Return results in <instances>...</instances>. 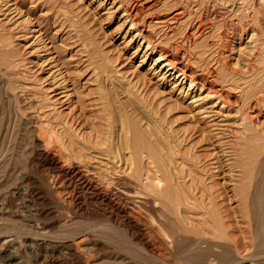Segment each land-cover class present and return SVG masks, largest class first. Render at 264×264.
<instances>
[{
    "label": "rangeland",
    "instance_id": "374dc122",
    "mask_svg": "<svg viewBox=\"0 0 264 264\" xmlns=\"http://www.w3.org/2000/svg\"><path fill=\"white\" fill-rule=\"evenodd\" d=\"M159 49L195 82L162 66ZM262 94L264 0H0V264H121L127 253L137 261L122 264H155L151 250L186 264L192 238L226 245L203 264H259ZM147 147L176 178L175 245L142 208L105 203L77 174L88 164L134 182L126 158L136 149L146 164Z\"/></svg>",
    "mask_w": 264,
    "mask_h": 264
},
{
    "label": "bare ground",
    "instance_id": "6f19581e",
    "mask_svg": "<svg viewBox=\"0 0 264 264\" xmlns=\"http://www.w3.org/2000/svg\"><path fill=\"white\" fill-rule=\"evenodd\" d=\"M125 12L127 13V17H130L131 20V24H135V21L131 18V14H129L130 12H128V9H125ZM206 20V19H205ZM140 31V29H138ZM145 36V35H144ZM147 40V44H152L151 40L148 38ZM170 53V52H169ZM159 59L164 60L162 63V66H167V70H171V71H178V73L180 75H182V77H186L189 79L190 83H194L195 82V78L188 72H185L184 69H182L180 66L177 65V63L175 62L174 57L171 55L169 56L164 50L162 51V49H159ZM177 73V74H178ZM201 80V79H200ZM203 80V79H202ZM201 80V81H202ZM199 82V80H197ZM205 81V80H204ZM203 82V81H202ZM202 82H199V84L201 86H204V84ZM211 87V86H210ZM208 92L212 95H217L218 92L215 89H211V88H207ZM207 92V94H208ZM256 92V91H254ZM211 95V96H212ZM263 98H264V94ZM261 95V97H262ZM210 96V97H211ZM209 97V96H208ZM216 97V96H215ZM219 97V96H218ZM217 98V97H216ZM222 99V97H220ZM219 99V98H218ZM259 100H261L260 98H258ZM264 100V99H263ZM222 101V100H221ZM225 101V100H224ZM224 103V102H223ZM250 107V106H249ZM253 107V106H252ZM250 107V108H252ZM255 107V106H254ZM253 107V108H254ZM249 115V114H248ZM261 136V135H260ZM126 141V140H125ZM131 141V140H130ZM130 141H128V146L130 144ZM136 142V144H138L137 140L134 141ZM127 145V142H126ZM136 146V145H135ZM128 148V147H127ZM138 150V149H137ZM146 152L148 154V161L145 164L140 163V161H137V158L139 159V157L135 156L136 155V149L135 151L130 153V156L127 157V161L129 160V166H131L133 164V167H131V171L130 173H128L132 179H134V182L129 181L126 178H120V177H116L114 176V174L112 172H110L107 169H99L95 166L92 165H88L85 164L83 167H85V170L82 171V169H77V174L79 176L80 179V183H83V185H86L87 188L90 189V192L96 196L101 197V200L103 199L105 201V203H110L112 205H116L117 204L115 202L116 198L118 200L122 198V204L123 203V199L126 200L128 203H132L136 206H139L140 208L143 209V212H147V214L150 216L149 218H151V221L153 222V224L155 225V228H153V230L155 229V231H160L161 233L164 234L165 237H167V239L169 238L170 241L172 242V245L174 243V240L171 238V236H174L175 231L171 230L172 227H168V217L170 216L168 213H174V208L176 209V207H174L177 203H176V198L173 197L172 191L174 187H176L177 183L176 180H174V176L172 175V173H170V170L166 168L167 164L162 163L163 160L161 157L162 155L159 154L158 150H155L154 148L151 149V147H147ZM264 151V148L262 149ZM130 151V150H129ZM262 151V152H263ZM139 152V151H138ZM264 154V153H263ZM261 156V155H260ZM66 158V157H65ZM129 158V159H128ZM162 160V161H161ZM67 161V160H66ZM70 161V160H69ZM261 161V162H260ZM260 168L262 166H264V155L261 157L260 159ZM68 162V161H67ZM66 162V163H67ZM65 163V164H66ZM259 164V163H258ZM55 172L57 171L58 174H60L62 172V175L64 176L66 174L67 170L65 169V167L62 165V163L59 162H54L53 165ZM68 167H70L68 165ZM72 167V166H71ZM77 168V167H76ZM81 168V167H80ZM76 170V169H75ZM60 171V173H59ZM74 171V170H73ZM68 172V171H67ZM263 172V171H262ZM124 174V173H123ZM264 174V173H262ZM121 176V175H119ZM176 179V178H175ZM262 179V178H261ZM78 180V179H77ZM260 180V179H259ZM263 181H258L257 182V187H256V191L255 196H257L260 193V186L261 183ZM256 183V182H255ZM256 185V184H255ZM86 186H82V187H86ZM150 197H152L150 199ZM115 198V199H114ZM149 198V199H148ZM176 200V201H175ZM256 200V199H255ZM120 201V200H119ZM126 203V202H125ZM127 203V204H128ZM129 203V204H130ZM119 204V203H118ZM125 204V205H127ZM120 205V204H119ZM178 205V204H177ZM123 206V205H122ZM120 207V206H119ZM1 209V207H0ZM137 209H139L137 207ZM122 212V216L124 217V219L126 220L127 224L129 223L130 225H132L133 227H135L137 229V233L139 232L140 235L144 236L143 234V228L140 227L139 223L137 220H139L138 218H136L137 220L134 219V215L131 216L130 211H126L124 210V208L119 209ZM118 210V211H119ZM177 211V210H176ZM120 212V213H121ZM156 212H159L158 216L156 217L154 215V213L157 215ZM261 212V211H260ZM258 214V213H257ZM138 215V214H137ZM160 215V216H159ZM175 215V213H174ZM178 216V215H177ZM177 216L175 218H177ZM133 217V218H132ZM138 217V216H136ZM148 217V216H147ZM163 217V218H162ZM172 217V216H171ZM141 218V217H140ZM174 218V219H175ZM170 220V218H169ZM178 220V219H176ZM140 221V220H139ZM142 221V220H141ZM167 221V222H166ZM171 221V220H170ZM173 221V220H172ZM3 223V222H2ZM143 223V222H142ZM150 223V222H149ZM144 224V223H143ZM81 225V224H80ZM151 225V224H150ZM149 225V227H150ZM14 226V225H13ZM83 226V225H82ZM91 226V225H90ZM145 226V225H144ZM152 226V225H151ZM92 227V226H91ZM83 228V227H82ZM86 228V227H85ZM12 229V228H11ZM30 229V228H29ZM93 229V227H92ZM101 229V227H100ZM171 232H169L170 230ZM208 229V228H206ZM147 230V229H146ZM151 230V229H149ZM75 231V230H73ZM72 231V232H73ZM90 231V230H89ZM113 231V230H111ZM153 231V234L155 235L156 232ZM158 231V232H159ZM24 232V231H23ZM146 233V231H144ZM152 232V230H151ZM155 232V233H154ZM28 233V232H27ZM76 233V232H75ZM107 232H105L106 234ZM143 233V234H142ZM214 233V232H213ZM103 235V236H107V235ZM108 234V233H107ZM136 234V233H135ZM151 234V233H150ZM162 234V235H163ZM171 234V235H170ZM212 234V233H211ZM109 235V234H108ZM158 235V234H157ZM170 235V236H169ZM178 235V234H177ZM183 235V234H182ZM102 236V237H103ZM112 236V235H111ZM116 236V235H115ZM185 236V235H184ZM215 236V235H214ZM216 236H219L216 234ZM117 237V236H116ZM113 237V240H115ZM145 237V236H144ZM188 237V236H187ZM221 237V236H220ZM58 238V237H57ZM110 238V237H109ZM151 238V237H150ZM159 238V237H158ZM162 238V237H161ZM184 238V237H183ZM189 238V237H188ZM218 238V237H217ZM257 239V237H255ZM84 239V238H83ZM146 239V238H145ZM155 239V238H154ZM185 239V238H184ZM105 240V239H104ZM110 240V239H109ZM179 240V239H178ZM186 240V239H185ZM82 241V240H81ZM112 241V240H111ZM121 241V240H119ZM148 241V239H147ZM154 241V240H153ZM105 242V241H104ZM113 242V241H112ZM123 243V241H121ZM120 242V244H121ZM152 242V241H151ZM114 243V242H113ZM118 243V242H116ZM150 243V242H149ZM201 243H203V245H201ZM257 243L261 244V248H257L254 249V252L252 255L254 256H260L261 257V261L259 262V264H264V240L258 241ZM111 244V243H110ZM119 244V243H118ZM154 244V243H153ZM4 245V244H3ZM103 245V244H102ZM127 245V244H126ZM125 245V246H126ZM136 245V244H135ZM142 245V244H141ZM140 245V246H141ZM145 246H147L146 241L144 242ZM165 245V244H164ZM186 245V244H185ZM119 246V245H118ZM139 246V248H140ZM152 246V245H151ZM166 246V245H165ZM226 245H224L223 241H218V240H213V239H206V238H195V239H190V242L187 244V246H184V248L182 249L183 252V256L185 258V262H187L186 264L190 263V264H203V262L205 261V259L208 257H211V259H215L218 260V262L223 259L222 257L224 256L223 254V249H225ZM69 250L71 253L73 254H80V247L79 246V242H71L69 243L68 246ZM112 247V246H111ZM114 247L115 244H114ZM121 247V245H120ZM119 247V248H120ZM162 247V246H161ZM169 247V246H168ZM177 247V246H176ZM84 248V247H83ZM123 248V247H122ZM145 248V247H144ZM151 248V247H150ZM218 248V249H216ZM109 249V248H108ZM112 248H110L111 250ZM117 249V247H116ZM135 249V248H134ZM142 250V248H140ZM158 249V248H157ZM168 249V248H166ZM174 249V247L172 248ZM178 249V248H177ZM227 249V248H226ZM82 250V249H81ZM85 250V249H84ZM88 250V249H87ZM102 250V249H101ZM115 250V248H114ZM123 250V249H122ZM108 251V250H107ZM116 252H118L117 250H115ZM113 251V252H115ZM126 251V250H125ZM85 253H87L86 251H84ZM112 252V250H111ZM129 252V251H127ZM166 252V251H165ZM174 252V251H173ZM175 252H177L175 250ZM179 252H181L179 250ZM3 256L6 257L5 261L6 262H10L11 260H15L16 259V254L13 253V251H11L9 248H4L3 251ZM67 253V252H66ZM120 253V252H119ZM78 254V255H79ZM88 254V253H87ZM117 254V253H116ZM115 254V256H116ZM122 254V253H121ZM126 254V252L124 253ZM132 254V253H131ZM130 253H127L126 256H123L121 258V260L125 261L126 263L129 262V258L131 257V259L134 261L136 258L134 257L136 254L131 255ZM149 257L155 258L154 260H156L155 264H166V262L164 261V257L166 255L163 254V252L159 253H155L153 250H151L150 252H148ZM167 254V253H166ZM91 255V254H89ZM140 255V254H139ZM142 255V254H141ZM173 255V254H172ZM223 255V256H222ZM87 256V255H86ZM130 256V257H129ZM148 256V255H147ZM90 257V256H89ZM129 257V258H128ZM172 257V256H171ZM170 257V258H171ZM179 257V256H178ZM109 258V257H108ZM114 258H118L117 256ZM147 258V257H146ZM140 259V258H139ZM225 259V258H224ZM120 260V259H119ZM118 260V262H119ZM145 260V259H144ZM153 260V261H154ZM183 260V259H182ZM78 261V260H77ZM122 261V263H123ZM137 261V260H135ZM142 261V260H141ZM149 261V260H148ZM121 262V261H120ZM119 262V263H120ZM151 262V260H150ZM168 262V261H167ZM91 263V262H90ZM95 263V262H94ZM104 263V262H103ZM109 263V262H108ZM115 263V262H114ZM121 263V264H122ZM152 263V262H151ZM173 263V262H172ZM175 263V262H174ZM93 264V262L91 263ZM102 264V263H101ZM143 264V263H142ZM220 264V263H219Z\"/></svg>",
    "mask_w": 264,
    "mask_h": 264
}]
</instances>
